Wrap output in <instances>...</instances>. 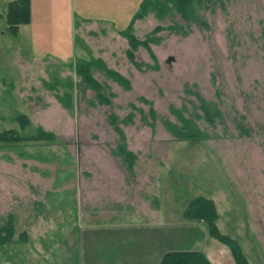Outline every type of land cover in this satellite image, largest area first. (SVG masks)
Returning <instances> with one entry per match:
<instances>
[{"label":"rangeland","instance_id":"rangeland-1","mask_svg":"<svg viewBox=\"0 0 264 264\" xmlns=\"http://www.w3.org/2000/svg\"><path fill=\"white\" fill-rule=\"evenodd\" d=\"M13 1L0 0V132L24 139L0 144V264H117L132 248L151 264L185 249L235 264L185 217L198 197L249 264H264V0H192L190 18L169 3L163 14L142 0H29L33 20L15 33ZM73 8L118 23H79L67 55ZM201 101L218 117L205 120ZM184 120L201 137L180 138ZM40 131L53 138L34 141Z\"/></svg>","mask_w":264,"mask_h":264},{"label":"trees","instance_id":"trees-1","mask_svg":"<svg viewBox=\"0 0 264 264\" xmlns=\"http://www.w3.org/2000/svg\"><path fill=\"white\" fill-rule=\"evenodd\" d=\"M151 3L153 5L160 6L161 13H168L173 8L177 10V12L184 17H192L193 12V4L192 0H165L164 3L157 2L156 0H142L141 7H145L147 3ZM170 4L173 6L171 10H169L168 5ZM29 0H16L7 4V12H6V23L10 25V29L13 33L18 31L19 26L27 25L30 23L31 14L29 12ZM163 4V5H162ZM168 11V12H167ZM130 26H127L124 32L122 33L123 36L130 39V47L133 48L136 40L134 37L130 35ZM130 35V36H129ZM132 53V52H131ZM90 65L82 66L79 70V76H81L82 81L85 85L92 84V89L97 92L98 97L102 98L101 86L92 78L90 74ZM203 117L205 120L211 122L214 118L218 115V111L211 108L207 103L201 101L200 107ZM22 125L26 123L24 117H17ZM184 126L183 129L175 128V131L180 138L186 139H194L197 137H201L199 129L195 127V125L191 124L188 121H183ZM40 135L37 138H33V140L37 139H52L53 135L47 132L40 131ZM16 136L13 138V136ZM24 138L19 137L16 135L15 131H5L0 132V144L9 145L12 142H19ZM123 140V139H122ZM119 151L123 158H133V155L126 151L125 146L119 147ZM129 163V161H128ZM185 217L190 220H202L205 222L208 234L210 237L216 239L221 244L227 246L230 250V254L234 260L235 264H249L248 260L246 259L245 255L243 254L239 244L232 240L230 237L221 234L215 224L216 220L218 219V215L215 209V205L212 200L205 199L198 197L191 201L188 207L185 210ZM2 231L6 232V237L2 238L4 241H7V237H11L13 234V226L11 218L7 221L5 228ZM157 264H212L209 259L206 257L204 253L201 251H193V250H181V251H169L163 255L160 261Z\"/></svg>","mask_w":264,"mask_h":264},{"label":"crops","instance_id":"crops-1","mask_svg":"<svg viewBox=\"0 0 264 264\" xmlns=\"http://www.w3.org/2000/svg\"><path fill=\"white\" fill-rule=\"evenodd\" d=\"M74 3V2H73ZM75 4V3H74ZM73 4V5H74ZM139 6V5H138ZM80 8V7H79ZM74 9V8H73ZM48 10V9H47ZM82 10L83 9H80V10H75L74 9V12H72L71 11V22H72V24H71V26H69V29H68V32H67V35L68 36H66V39H65V45H66V47H67V49H65L66 50V54L67 55H70V53H71V49H72V47L74 46V43H75V38H74V36H75V30H76V26H78L79 25V23H91V24H101V25H105V26H116V24L118 23L116 20H114L113 18H111V17H102V18H96V17H89V16H87V15H85L83 12H82ZM49 15L51 16L52 15V10H50L49 12ZM31 17H32V15H31ZM75 18V19H74ZM46 19L47 20H49V18L48 17H46ZM32 20H33V17L31 18V22H32ZM55 20H56V18L54 19V22H55ZM52 21H53V19H52ZM31 24V23H30ZM29 24V25H30ZM29 25H21V26H19L20 28H18L19 29V32H22V31H24L22 28L23 27H27V26H29ZM29 32H31V31H29ZM32 33V32H31ZM28 36H29V34H28ZM29 37H32V35H30ZM70 45V46H69ZM69 47V48H68ZM44 51V50H43ZM66 55V56H67ZM65 59H70L69 57H65ZM89 226H94V225H89ZM94 229H92V228H89V231L91 232V234H94V231H93ZM143 233L144 234H148L149 232L148 231H146V230H144L143 231ZM122 236V234H121V230H117V232H116V234H114V235H112V236H110L108 239L111 241V240H113V239H115V238H117V237H121ZM138 241H134V239L132 240V243L134 244H136ZM134 248H136V250L137 251H141V250H144L143 249V247H138L137 248V245L134 247ZM133 249V248H132ZM132 249H130V250H128V251H126V252H122L121 254H117V256H115V254H114V258L115 259H117V264H151L152 263V261L154 260V258L152 259L148 254H147V252H144L143 254H140V256H138V255H135V257L134 258H131L130 256H134V254H132L131 252H132ZM141 249V250H140ZM145 251V250H144ZM181 251V250H180ZM184 251H186V249L184 250ZM116 253H118V252H116ZM127 255H130V256H127ZM164 255V254H163ZM163 255H161L160 257H159V259H157V261H154L153 262V264H157L159 261H160V259L163 257ZM94 258H95V256H93ZM121 257L122 258H125L126 260H120L121 259ZM127 261H129V262H127Z\"/></svg>","mask_w":264,"mask_h":264}]
</instances>
